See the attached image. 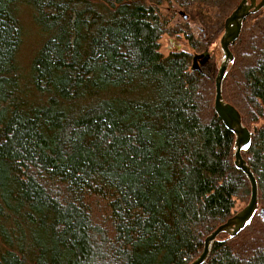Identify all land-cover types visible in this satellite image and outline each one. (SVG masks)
Masks as SVG:
<instances>
[{
	"label": "trees",
	"instance_id": "1",
	"mask_svg": "<svg viewBox=\"0 0 264 264\" xmlns=\"http://www.w3.org/2000/svg\"><path fill=\"white\" fill-rule=\"evenodd\" d=\"M241 0H0V264H190L250 199L197 55L163 54L162 5L218 28ZM260 2V0H259ZM206 10V11H207ZM264 6L222 82L261 207L204 264H264ZM21 12L44 40L24 76ZM183 25V26H182ZM192 51L201 50L185 34ZM214 97V98H213ZM261 126L257 124L261 123Z\"/></svg>",
	"mask_w": 264,
	"mask_h": 264
},
{
	"label": "water",
	"instance_id": "2",
	"mask_svg": "<svg viewBox=\"0 0 264 264\" xmlns=\"http://www.w3.org/2000/svg\"><path fill=\"white\" fill-rule=\"evenodd\" d=\"M263 6L264 0H260V2H257V0H241L236 9L226 18L223 24V35L220 39L224 60L215 78L214 111L226 129L235 136L234 165L246 176L250 184V199L240 212L205 238L201 254L190 264H204L209 256L212 243L223 233L228 234L229 237H234L240 233L250 224L258 210L257 183L241 155L242 151L248 150L250 147L251 133L242 125L238 112L232 106L224 103L222 99V82L227 73L228 65L233 61L229 47L237 40L243 20L249 14L258 12ZM193 68H196V59H194ZM259 215L264 218L263 209L259 210Z\"/></svg>",
	"mask_w": 264,
	"mask_h": 264
},
{
	"label": "rangeland",
	"instance_id": "3",
	"mask_svg": "<svg viewBox=\"0 0 264 264\" xmlns=\"http://www.w3.org/2000/svg\"><path fill=\"white\" fill-rule=\"evenodd\" d=\"M257 2H259V0H257ZM160 10L164 14H171L169 16L171 17V24H183L187 27V30L178 36H163L160 40L161 52L166 55L170 52L187 51L191 52L194 56L207 53L210 56L209 62L201 67V70L203 73L209 75L214 83L219 67L224 60L223 52L220 47V39L223 35L224 22L220 25V27L218 26V28H212L215 24L213 18L214 13L213 11H209L207 9H201L203 13L209 17L207 24L203 23L196 17L194 18L192 11L187 10L186 12L176 5L168 6L165 4L160 7ZM20 15L22 36L16 61L22 71V74L25 76L28 72L32 57L43 42L44 38L39 32L37 26L34 24L32 15L29 12H21ZM186 33L191 35V38L196 42L197 46H201V50H191L186 40V38L190 36H186ZM230 67L231 64L228 65L227 72L230 70ZM261 125L262 122L257 124V126ZM247 204L248 203L244 205L237 204L236 210L240 212ZM259 208L261 207L258 205V209ZM3 250L4 246L0 243V254Z\"/></svg>",
	"mask_w": 264,
	"mask_h": 264
},
{
	"label": "flooded vegetation",
	"instance_id": "4",
	"mask_svg": "<svg viewBox=\"0 0 264 264\" xmlns=\"http://www.w3.org/2000/svg\"><path fill=\"white\" fill-rule=\"evenodd\" d=\"M197 57H200V58H196V64H197L196 67L197 69L201 70V67L208 64L210 56L207 53H204L201 55H197Z\"/></svg>",
	"mask_w": 264,
	"mask_h": 264
}]
</instances>
